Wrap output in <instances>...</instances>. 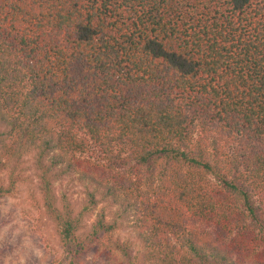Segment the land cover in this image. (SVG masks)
<instances>
[{
    "label": "trees",
    "instance_id": "obj_1",
    "mask_svg": "<svg viewBox=\"0 0 264 264\" xmlns=\"http://www.w3.org/2000/svg\"><path fill=\"white\" fill-rule=\"evenodd\" d=\"M27 162L69 264H264V0H0V198Z\"/></svg>",
    "mask_w": 264,
    "mask_h": 264
},
{
    "label": "rangeland",
    "instance_id": "obj_2",
    "mask_svg": "<svg viewBox=\"0 0 264 264\" xmlns=\"http://www.w3.org/2000/svg\"><path fill=\"white\" fill-rule=\"evenodd\" d=\"M27 180L18 185L11 196L0 198V264H69L71 255L63 247L52 222L42 208H38L37 180L30 163ZM4 175L0 173V182ZM56 189H65L71 205L76 208L83 198L82 187L72 176L56 183ZM109 208V211H113ZM92 218L85 221L84 231ZM115 236L133 239L130 228L123 227ZM82 264H99L93 254L87 253Z\"/></svg>",
    "mask_w": 264,
    "mask_h": 264
}]
</instances>
